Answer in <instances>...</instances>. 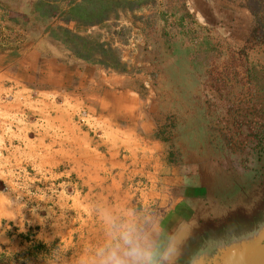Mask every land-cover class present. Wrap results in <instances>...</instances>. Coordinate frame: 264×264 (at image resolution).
Listing matches in <instances>:
<instances>
[{
	"label": "rangeland",
	"instance_id": "obj_1",
	"mask_svg": "<svg viewBox=\"0 0 264 264\" xmlns=\"http://www.w3.org/2000/svg\"><path fill=\"white\" fill-rule=\"evenodd\" d=\"M255 1H258L261 7L257 15L249 8L248 0V15L240 14V17L233 21V26L228 24L230 31L225 30L224 20L217 22L212 18L211 31L208 32L211 34L200 30L194 40L188 38L190 50L184 53L177 49L171 52V57L164 51L159 36H154L145 26L141 28L136 24L108 22L94 28L70 29L61 25L59 19L51 22L53 27H67L91 41L103 44L104 48L123 64L126 70L124 73H117L105 66L94 65L71 56L66 48L55 44L48 34L42 33L45 25L32 22L28 26L30 29L26 30L21 27H7L8 21L0 18V41L6 40L5 35L9 40L0 45V53L18 48L25 42L30 43L28 51H24L25 54L21 52L19 59L26 63L32 61L36 65L19 69L21 74L134 75V79L131 78V87L138 92L144 106L149 95L150 88L146 87L149 81H153L156 90L160 89L162 94H171V99L161 104L162 114L158 120L159 123L166 121L171 130L167 128L165 134L175 140L163 142L164 150L168 153L166 159L162 160L163 165L167 170L191 165L193 170L196 169L203 175L206 186L202 190L189 189L190 186L198 188L200 182L172 186L164 198V204L167 203V206H161L159 203L153 208V202L148 203L149 199L145 202L143 197V194L151 190V181L147 177H130L125 183V188L131 191L132 205L140 211L148 207L144 214L156 213L162 234L171 235L176 241L180 255L175 264H189V258L200 255L201 251L197 253L196 250L205 246V243L208 245V241L227 238L242 228H245L243 232H251L258 221L264 220V37H257L260 23L264 24V0ZM138 22L145 24L147 20ZM8 23L12 26V23ZM34 31L37 34H34ZM190 38L192 39V35ZM48 63L52 65L51 73L46 65ZM177 63L181 66H177ZM14 73L16 74L15 70ZM161 81L162 83H157ZM17 85L10 82L9 88H12L13 93L21 88ZM27 86L32 88L33 84L27 83ZM35 86V92L42 89L39 84ZM39 93L29 100L32 102L39 99L41 104L46 105L52 101L55 104L64 103L65 98L61 95L52 94L53 92L48 90ZM7 98V101L11 102L17 100L16 96L12 95ZM11 102L10 111L14 112L11 109L15 105ZM168 110L169 113L166 114ZM83 115L89 119L93 118V113L88 109ZM19 119H24L25 124L22 125ZM32 119L28 112L10 116L5 127L0 124V142H6L5 146H10L11 142H33L30 139L34 137L36 129L31 126ZM78 121L79 115H76L75 122ZM93 122L92 119L90 125ZM81 123L89 126L82 120L78 122L79 125ZM199 126L200 133H187L190 128ZM176 133L184 137L181 139L184 142L177 141L179 135H173ZM193 136L197 140L201 139V142H189L187 138ZM12 145L7 150L9 156L19 155L23 150L21 146L16 149L14 144ZM60 167L63 169L56 170L57 172L66 169L63 165ZM23 174H13L12 179H0V264H79L80 259L86 257L92 247H95L91 243L93 238L88 239V234H91L92 225L97 219L74 209L75 206L69 201V196L74 195V192L69 189L59 202L68 206L65 210L69 211L64 218L57 216L60 215L61 207L54 206V201L58 198L52 199L56 218L54 221L60 224L58 226L70 223L74 230L81 228L83 235L80 237L79 233H73L72 229L69 232L72 235L68 237L54 234L56 239L52 241L48 238L47 241L43 231L51 232L44 229L49 226L43 228L34 224L33 214L41 211L38 206L43 200L39 199V190H47L49 184L51 186L54 183L55 188L50 192L54 197L58 195V179L51 172L46 174L47 178L41 180L40 174L30 179L19 177ZM17 177L19 179L15 180ZM10 183L18 184L16 188L20 194L16 193L14 197L23 204V215L15 214L19 208L17 205H14L13 213L10 214H6L2 209L7 198L4 197V192ZM63 186L72 187L68 184ZM158 186L160 187L159 184ZM33 187L37 189L38 194L34 193ZM72 188L78 189L77 186ZM200 194L205 197L203 201L199 199ZM85 195L86 192L79 195L80 200ZM193 199L201 201V205L192 206ZM91 210L89 212L92 213Z\"/></svg>",
	"mask_w": 264,
	"mask_h": 264
},
{
	"label": "crops",
	"instance_id": "obj_2",
	"mask_svg": "<svg viewBox=\"0 0 264 264\" xmlns=\"http://www.w3.org/2000/svg\"><path fill=\"white\" fill-rule=\"evenodd\" d=\"M35 1L0 0V18L5 20L7 18L5 12L8 10L28 11L27 9L31 8ZM95 1L77 0L79 4L87 5L86 8H93L96 4ZM247 1L113 0L114 4L118 6L101 23L84 26L74 21L68 23L60 21V24L66 25L70 29L76 27L94 28L108 22L127 25L136 24L137 26L140 25L141 28L145 26L154 36H159V40L163 42L164 51L168 52L171 57V52L177 49L184 53L190 50L188 38L194 40L195 35H197V32L200 33V30L206 34H211L208 32L211 31L212 18L217 22L224 20L225 30L230 31V26H233V21L237 20L240 14L248 15ZM73 2L74 0H64L58 2V5L61 10H68ZM122 2L127 4L120 7L119 4ZM142 14L144 16H140ZM143 19L147 20L146 25L139 24L138 21ZM7 25V27H14V25H9L8 22ZM220 29L226 34L228 33L223 27H220ZM190 35H192V39ZM4 38L8 40L6 35ZM6 40L0 41V45L6 44ZM26 43L18 48L4 50L3 53H0V124L5 127L10 116L15 117L20 115V112H28L29 116L33 117V124H30L36 130L34 131V137L30 139L33 142H22L20 144L11 142L16 149L19 146H21V150L23 149L19 155L9 156L7 150L13 145L5 146L6 142H0V179H12L13 174L24 173L23 176L19 175V177L30 179L36 178L40 174L39 178L41 180L47 178V173H54L53 176L58 179L57 187L60 189L58 195L54 197L53 193L50 192L55 188L54 183L51 186L49 184L47 190H39V199L43 201L39 203V206H36L41 211L39 210L35 215L33 214L34 224L36 223L37 226L43 228L49 226V228L44 229L51 230V232L43 231L47 241L48 238L53 241L56 239V235L60 237L72 235L69 232L74 227L70 223L61 226H58L59 223L56 224L52 206V199L58 198L56 202L54 201V206L61 207L60 215L57 216L64 218L69 211L65 210L68 206L66 207L65 203L62 206L59 202L60 198L64 196L63 194H67L69 189L74 192V195L69 196V201L71 200L73 207L75 206L74 209L90 214L91 217L97 219L92 225L91 234H88V239L93 238L91 243L95 246L102 240L103 226L99 216L91 210L93 205L98 204L126 211L135 210L141 214L146 212L145 209L147 210L148 207L140 211L131 203V191L127 187L125 188V183L130 177L139 175L147 177L151 181V190L147 194H143V197L145 202L148 199V203L153 202L152 208L159 203L163 206L167 191L172 186L184 185L185 183L192 185L200 182L198 188L190 186L189 189H204L203 187L206 186L204 177L196 169L193 170V166L186 164L178 166L177 169L167 170L163 165L162 160L166 159L167 153L164 150L163 142H174L175 140L165 134L168 128L166 121L159 123L158 120L159 115L162 114L161 104L167 100L169 101L171 94L165 93V91V94H162L160 89L156 90L153 81H149V83H146V87L150 90L146 99L147 103L144 106L138 92L131 87V80L134 79L132 77L134 75L95 76L77 73L55 76L46 73V75L21 74L19 69H24L27 65L31 68L36 65L32 61L26 63L19 59L21 52L28 51L30 43ZM175 62L176 59H174ZM178 64L176 65L181 66ZM46 65H48L47 68L51 73L52 65L50 63ZM90 66L94 67L93 65ZM167 66L171 67L170 65ZM162 81L157 83H162ZM166 81L168 82L167 78ZM10 82L17 83L21 88L13 93L12 88H9ZM126 82L127 84H125ZM27 83L33 84L32 88L29 87L31 85L27 86ZM36 84L41 86L40 91L35 92L33 90V88H36ZM157 88L160 87L157 86ZM47 90L50 93L53 92L52 94L61 95L65 98L64 103L59 104L58 102L55 104L52 101L46 105L45 103L41 104L39 99L32 102L29 100L38 92L44 93ZM9 95L16 96L17 100L7 101ZM10 102L15 105L11 109L15 113L10 111ZM87 109L93 113V118L89 119V117L86 118L83 115V112ZM165 113H169V110ZM76 115H79L78 122L82 120L89 126H85L83 123L79 125L78 122H75ZM92 119L94 122L90 125ZM19 120L22 125L25 124L24 119ZM190 131L192 134L200 133L201 128L200 126L190 128L187 133ZM22 132L25 134L24 131ZM173 135H179L177 141L184 138L182 135L180 136V133ZM206 137H208V134ZM187 139L189 142H201V139L197 140L194 136ZM62 165L66 169L57 172L56 170L63 169V167H60ZM29 175L32 177H29ZM17 179L19 178H15V180ZM61 179L67 181L60 182ZM62 183L72 187L77 186L78 189L67 188ZM16 185L18 184H7L4 192V197L7 196V198L3 202L2 209L5 210L6 214H10L13 213L14 205L15 207L17 205L19 208L16 209L15 214L23 215L21 213L23 212V204L17 200L18 198L14 197V194H20ZM33 189L34 193L38 194L37 189L34 187ZM85 192V197L80 200L79 195L81 196ZM204 198V195L200 194L199 199L203 201ZM192 201V206H200L202 203L196 199ZM164 205L167 206V203ZM19 210L20 212H18ZM48 218L52 221H49ZM24 220L29 221L25 218ZM63 228L67 230H63ZM72 232H78L80 237L83 235L81 228L73 229ZM89 247L91 248V244Z\"/></svg>",
	"mask_w": 264,
	"mask_h": 264
},
{
	"label": "clouds",
	"instance_id": "obj_3",
	"mask_svg": "<svg viewBox=\"0 0 264 264\" xmlns=\"http://www.w3.org/2000/svg\"><path fill=\"white\" fill-rule=\"evenodd\" d=\"M92 210L100 218L103 237L79 264H175L179 246L171 235L162 234L156 213L141 214L98 204ZM259 226H264V220L255 227ZM200 251L212 254L215 248L207 245L196 250Z\"/></svg>",
	"mask_w": 264,
	"mask_h": 264
},
{
	"label": "trees",
	"instance_id": "obj_4",
	"mask_svg": "<svg viewBox=\"0 0 264 264\" xmlns=\"http://www.w3.org/2000/svg\"><path fill=\"white\" fill-rule=\"evenodd\" d=\"M60 1L64 0H36L31 8L27 9L28 11L18 12L8 10L5 12V16H7L6 20L12 23L14 27H21L26 30L30 29L28 26L32 22H35L37 25H45L42 33L48 34L55 44L66 48L71 56L94 65L105 66L117 73L126 72L120 60L113 57L104 48L103 44L91 41L67 27H53L51 25V22L59 19L64 23L74 21L84 26H92L104 21L108 14L118 5L114 4L113 0H96L93 8H86L87 5L83 3L79 4L77 0H74L70 9L61 10L58 5ZM126 4L122 2L119 5L123 7ZM249 8L254 15H257L261 8L260 3L250 0ZM260 22L262 21L260 20ZM257 33V37L260 35L264 37V24L260 23ZM34 34H37V32L34 31ZM5 42H9V40Z\"/></svg>",
	"mask_w": 264,
	"mask_h": 264
},
{
	"label": "water",
	"instance_id": "obj_5",
	"mask_svg": "<svg viewBox=\"0 0 264 264\" xmlns=\"http://www.w3.org/2000/svg\"><path fill=\"white\" fill-rule=\"evenodd\" d=\"M238 229L227 238H216L208 241L215 248L214 254L201 251L200 255L191 258L190 264H238L243 257L252 252L261 250V263L264 260V226L251 232ZM225 237V236H224ZM208 244V245H209ZM207 243H205V246ZM185 264V263H184Z\"/></svg>",
	"mask_w": 264,
	"mask_h": 264
},
{
	"label": "flooded vegetation",
	"instance_id": "obj_6",
	"mask_svg": "<svg viewBox=\"0 0 264 264\" xmlns=\"http://www.w3.org/2000/svg\"><path fill=\"white\" fill-rule=\"evenodd\" d=\"M263 245H264V238H263ZM261 257V250H258V252H252L250 251L249 254L245 255L241 261H239L238 264H260L262 258ZM262 264H264V260L262 261Z\"/></svg>",
	"mask_w": 264,
	"mask_h": 264
}]
</instances>
